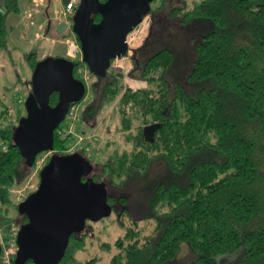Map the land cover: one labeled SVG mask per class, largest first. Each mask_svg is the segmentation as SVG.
<instances>
[{"label":"trees","instance_id":"trees-1","mask_svg":"<svg viewBox=\"0 0 264 264\" xmlns=\"http://www.w3.org/2000/svg\"><path fill=\"white\" fill-rule=\"evenodd\" d=\"M1 1L0 55L9 47L8 18L20 13L18 0ZM164 3L155 8L151 4L149 15ZM171 14L177 16L180 10ZM92 19L100 21L98 15ZM194 22L200 23V34L184 66L165 46L142 53L145 41L129 75L144 81L146 88L123 91L121 76L109 74L92 76L86 87L83 98L89 89L92 95L82 122L91 130L89 121L119 97L112 114L118 116L117 130L130 146L93 161L91 154L99 143L77 125L85 137L77 153L93 163L89 178L105 184L111 213L118 219L130 214L125 198L112 196L109 188L121 190L134 176L144 179L156 163H163L167 171L148 195L150 216L145 219L153 221L151 233L144 235L133 219L112 244H100L108 254L115 251L107 264H170L182 245L191 255L183 264H264V0H201L181 19L183 25ZM60 39L78 43L70 30ZM58 58L72 61L74 78L83 81L81 71L87 68L83 62L69 59L66 50ZM24 59L32 74L40 61L37 54L30 52ZM183 75L189 90L180 80ZM57 103L58 94L53 93L49 104ZM153 125L157 128L146 141L144 129ZM12 128L0 129V225L11 223L10 215L17 212L11 197L16 183L22 184L37 158L48 154L38 155L33 167H27L14 145ZM64 129L54 131L53 150L45 164L53 154L67 155L75 138L65 137ZM115 205L123 207L116 212ZM17 217L20 225L26 223L24 216ZM92 223L87 221L80 233L70 236L59 264H81L77 254L93 235ZM100 261L94 256L82 264Z\"/></svg>","mask_w":264,"mask_h":264},{"label":"water","instance_id":"water-1","mask_svg":"<svg viewBox=\"0 0 264 264\" xmlns=\"http://www.w3.org/2000/svg\"><path fill=\"white\" fill-rule=\"evenodd\" d=\"M152 2L80 0L71 31L80 46L81 62L94 77H105L111 60L126 54L125 38L149 14ZM95 15L100 17L98 23L92 19ZM50 27L51 21L48 31ZM66 29L67 23L61 21L55 34L60 36ZM73 69L72 61L58 57L40 60L33 69L25 114L12 128L14 145L29 168L38 155L52 152L54 131L65 120L68 107L85 95V85L74 78ZM53 93L58 94L55 106L49 104ZM156 128L144 129L146 141ZM92 172V164L77 152L50 157L39 172L37 189L17 205L18 215L27 221L17 232L13 264H59L71 235L80 233L87 221L110 216L106 186L92 181Z\"/></svg>","mask_w":264,"mask_h":264},{"label":"rangeland","instance_id":"rangeland-1","mask_svg":"<svg viewBox=\"0 0 264 264\" xmlns=\"http://www.w3.org/2000/svg\"><path fill=\"white\" fill-rule=\"evenodd\" d=\"M200 1L201 0H165L162 8L155 15H147L149 31L145 39V51L143 52L142 50V53L152 54L165 46L173 49L177 53L178 60L183 66L190 61L193 42L200 34V23L194 22L190 25H183L181 19H183L187 11L192 9L193 6ZM18 2L20 13L10 16L7 21L11 30L8 40L9 47L7 51H4L0 55V108H13L16 116L20 117L25 114L24 103L30 93L28 81L31 79V72L24 59V55L35 52L39 60L64 57L67 47L64 44L65 40L59 39L58 41V36L55 34V27L59 19H61L60 14L63 8L62 0H44L43 3L39 4H35L32 0H30V4L27 0H18ZM161 2L162 0H155L152 2L153 8L158 6ZM1 4L2 1L0 0V6ZM173 10H180V14L177 16L171 14ZM47 17L55 21L51 25L49 31H47L45 25ZM132 64L133 62L130 61L128 67L131 68ZM180 80L186 86L184 75ZM121 81L123 91H138L146 88V83L139 78L131 76L126 78L121 77ZM186 88L189 90V87L186 86ZM91 95L92 92L89 89L88 96L82 98V100L76 104L79 107L77 125L85 133L90 131L91 134H89L88 137H94L99 143L96 151L91 154V157L94 156L92 160L97 161L98 158L103 159L115 149L120 152L122 150L128 151L130 146L123 142V136L117 130L119 127L118 116L112 114L119 97L110 106L106 107L103 112L96 117L95 121H89V127L92 131L82 122V111L87 106ZM60 126L65 127L66 121L64 120ZM72 142L73 140H70V143ZM81 146L82 143L79 147ZM50 155L51 154L48 153L42 155L39 159L37 158L38 163L32 174L30 173L22 184L16 183L11 192V197L14 199L15 203L17 202L19 191H25L24 193L28 196L29 193L37 189L39 184L38 172L42 169ZM166 176V167L160 162L152 166L150 172L144 179H141L139 176H134L125 183L121 190L109 188L107 185L112 196L125 198L126 204L124 205L126 206L124 207H127L130 214H123L121 218L118 219L115 213L112 212L109 217L103 218L98 222H93L91 224L93 235L89 234L86 240L85 250L77 254V260L82 264L95 256L101 259L98 264H107L109 258L115 251L111 250L112 253L108 254L101 250L100 244H112L131 226L134 221L133 219L139 222L138 227L142 230L144 235H149L154 226L153 221L145 219V217L150 216L148 195L154 181H159ZM106 181L107 180H105V182ZM19 203L20 202H17V204ZM122 207L115 205L116 212L120 211ZM10 216L12 220L11 223L0 225V234L4 237H8L9 227L12 224L16 227L20 225L21 218L19 219V217H17L16 211H13ZM190 257L191 255L188 248L186 245H182L179 256L170 264H183L190 260ZM231 264L236 263L231 262Z\"/></svg>","mask_w":264,"mask_h":264},{"label":"built area","instance_id":"built-area-1","mask_svg":"<svg viewBox=\"0 0 264 264\" xmlns=\"http://www.w3.org/2000/svg\"><path fill=\"white\" fill-rule=\"evenodd\" d=\"M32 2L43 3L44 0H32ZM80 0H67V4L63 5L62 16L64 21L69 24L71 18L74 16L77 7L79 6ZM149 31L148 17H144L140 24H138L125 38V44L127 46L126 54L120 58H116L110 62L107 74L117 75L126 78L129 75L130 68L128 67L135 51L142 45L146 39ZM67 47L66 56L71 60L81 61V50L79 44L74 39H66L64 41ZM81 78L84 85L87 87L90 85L92 80V74L88 68L81 71ZM131 88V86H130ZM79 107L77 104H71L65 115L66 126L64 129V136L73 137L72 143L69 144L66 154H73L76 152L81 143H83L84 136L77 132V120H78ZM18 120L16 113L13 108H0V129H6L7 127L16 126ZM44 161V160H43ZM43 163V162H42ZM41 163V164H42ZM25 191L21 190L18 192L17 202H22L26 197ZM19 227L11 225L9 227L8 237H4L0 234V264H13V259L17 250L16 236Z\"/></svg>","mask_w":264,"mask_h":264},{"label":"flooded vegetation","instance_id":"flooded-vegetation-1","mask_svg":"<svg viewBox=\"0 0 264 264\" xmlns=\"http://www.w3.org/2000/svg\"><path fill=\"white\" fill-rule=\"evenodd\" d=\"M62 12V11H61ZM62 14V13H61ZM60 14V18L61 19H59V21H58V23L59 22H61V21H64L65 19L63 18V16ZM149 15V14H148ZM49 21H51V25L53 24V22H55L54 20H52L51 18H49V17H47V20L45 21V25H46V28H47V23L49 22ZM65 22V21H64ZM57 23V24H58ZM71 29V23H69V24H67V29L63 32V34L65 33V32H67V31H69ZM47 31H48V29H47ZM72 32V31H71ZM73 34V33H72ZM74 35V34H73ZM61 36V35H60ZM60 36H58V41H59V39H60ZM145 41V40H144ZM143 44V43H142ZM139 49V48H138ZM137 49V50H138ZM136 50V51H137ZM136 51H135V53H134V56L132 57V59H131V61L133 62L134 61V59H135V54H136ZM112 61V60H111ZM85 90H86V86H85Z\"/></svg>","mask_w":264,"mask_h":264},{"label":"crops","instance_id":"crops-1","mask_svg":"<svg viewBox=\"0 0 264 264\" xmlns=\"http://www.w3.org/2000/svg\"><path fill=\"white\" fill-rule=\"evenodd\" d=\"M27 2H28V0H27ZM29 4H30V2H29Z\"/></svg>","mask_w":264,"mask_h":264}]
</instances>
